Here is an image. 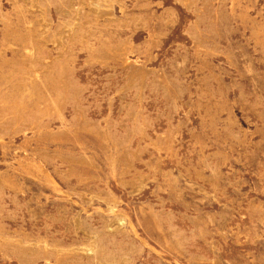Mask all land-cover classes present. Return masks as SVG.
I'll return each instance as SVG.
<instances>
[{
	"label": "rangeland",
	"instance_id": "1",
	"mask_svg": "<svg viewBox=\"0 0 264 264\" xmlns=\"http://www.w3.org/2000/svg\"><path fill=\"white\" fill-rule=\"evenodd\" d=\"M89 1L0 0V264H264V0Z\"/></svg>",
	"mask_w": 264,
	"mask_h": 264
},
{
	"label": "bare ground",
	"instance_id": "2",
	"mask_svg": "<svg viewBox=\"0 0 264 264\" xmlns=\"http://www.w3.org/2000/svg\"><path fill=\"white\" fill-rule=\"evenodd\" d=\"M89 4L91 6H93V7L96 8V7H98L99 2H98V0H90L89 1ZM31 44L33 46V43H31ZM12 46H14V45H12ZM30 50H32V49H30ZM34 71L37 73V68H34ZM35 72H34V74H35ZM27 77H29V76H27ZM18 116H19V113L16 112V111H14V110H8V109L4 110V109H0V123H7L11 118L18 117ZM3 179L4 180H7L6 177L3 178ZM7 184H10V183H7ZM122 220H123V218L122 217H119L118 220H117V222L120 223V222H122ZM92 237H94V236H92ZM85 251L88 252V253L94 252L95 251L94 244H91L88 247H86ZM25 252L26 251H23L22 253L24 254ZM96 264H119V260L117 258H115V257H111L110 256V257H105V258L97 261Z\"/></svg>",
	"mask_w": 264,
	"mask_h": 264
}]
</instances>
